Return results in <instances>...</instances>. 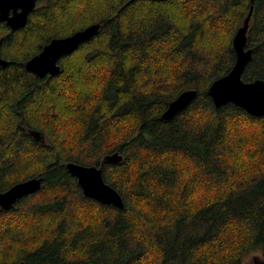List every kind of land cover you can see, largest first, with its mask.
Instances as JSON below:
<instances>
[{
    "label": "trees",
    "instance_id": "trees-1",
    "mask_svg": "<svg viewBox=\"0 0 264 264\" xmlns=\"http://www.w3.org/2000/svg\"><path fill=\"white\" fill-rule=\"evenodd\" d=\"M251 7L264 80V0H45L26 25L0 22V191L42 177L0 207V264H245L264 257V116L216 107L212 82L236 61ZM99 33L38 77L25 63L53 38ZM206 45H210L211 47ZM197 98L162 117L181 92ZM30 130L44 135L36 140ZM123 209L83 195L67 161L101 163Z\"/></svg>",
    "mask_w": 264,
    "mask_h": 264
},
{
    "label": "water",
    "instance_id": "water-1",
    "mask_svg": "<svg viewBox=\"0 0 264 264\" xmlns=\"http://www.w3.org/2000/svg\"><path fill=\"white\" fill-rule=\"evenodd\" d=\"M39 1L45 0H0V22H6L12 30L24 27ZM252 15L253 7H251L245 18L244 24L239 27L234 36L233 47L236 52V61L233 67L227 74L214 80L208 92L218 108L227 103H233L251 115L260 117L264 116V80L245 81L242 78L253 54L252 49L248 47V31ZM100 27V23H95L71 35L53 38L39 53L26 61V70L38 77L57 75L61 70L59 60L98 34ZM9 64L10 60L0 55V67H6ZM197 96L198 91L196 89L181 92L168 104L162 117L166 120L174 118L190 105ZM30 133L36 140L45 141L44 135L40 131L30 130ZM123 159L122 153L115 151L103 155L99 165L67 161L65 166L71 175L77 178L85 197L94 199L101 204L113 205L123 209L125 201L122 195L116 188L106 182L103 171V164H119ZM41 185L42 177H32L14 184L5 191H0V207L6 210L11 209L18 200L36 193ZM252 256V260H246L245 264H264V257L256 254ZM55 264L84 263L59 262Z\"/></svg>",
    "mask_w": 264,
    "mask_h": 264
},
{
    "label": "rangeland",
    "instance_id": "rangeland-1",
    "mask_svg": "<svg viewBox=\"0 0 264 264\" xmlns=\"http://www.w3.org/2000/svg\"><path fill=\"white\" fill-rule=\"evenodd\" d=\"M208 46L211 47L210 45H206L207 48H208ZM256 253H258V252H256ZM256 253H255V254H256ZM255 254H250V255L247 257V261H250V259L253 258L252 255H255ZM256 255H257V254H256ZM251 260H252V259H251Z\"/></svg>",
    "mask_w": 264,
    "mask_h": 264
}]
</instances>
